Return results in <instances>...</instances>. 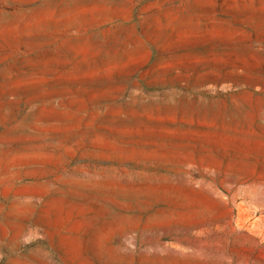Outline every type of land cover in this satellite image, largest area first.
<instances>
[{"label":"rangeland","instance_id":"rangeland-1","mask_svg":"<svg viewBox=\"0 0 264 264\" xmlns=\"http://www.w3.org/2000/svg\"><path fill=\"white\" fill-rule=\"evenodd\" d=\"M0 264H264V0H0Z\"/></svg>","mask_w":264,"mask_h":264}]
</instances>
